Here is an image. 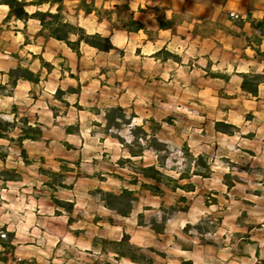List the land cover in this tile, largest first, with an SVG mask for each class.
<instances>
[{"label": "rangeland", "instance_id": "rangeland-1", "mask_svg": "<svg viewBox=\"0 0 264 264\" xmlns=\"http://www.w3.org/2000/svg\"><path fill=\"white\" fill-rule=\"evenodd\" d=\"M80 7L79 0H67L65 18L109 37L114 50L81 45L77 54L36 20L7 19L9 11L0 9V122L14 126L0 129L8 136L0 138V182L47 186L57 206L71 211L65 202L71 199L76 210H86L94 223L82 235L89 250L75 264H133L122 254L137 256L138 264L186 258L198 264L192 258H204L208 240L210 264H264V256L251 261L241 249L251 237H264V95L237 91L217 53L208 61L194 47L177 51L183 43L175 37L170 49H159L166 39L158 34L112 31ZM126 11L120 20L131 17ZM120 22L114 21L117 28ZM19 67L35 81L13 86L8 73ZM118 107L130 124L118 120L109 130L106 112ZM217 122L229 125L228 133L217 132ZM144 131L167 144L168 153L149 149ZM131 150L143 156L131 157ZM150 165L165 175L160 183L143 177L141 169ZM146 183L163 195L154 196ZM124 189L134 192L128 216L103 199ZM129 203L128 197L113 200L122 211ZM0 236L8 239L5 229Z\"/></svg>", "mask_w": 264, "mask_h": 264}, {"label": "crops", "instance_id": "crops-1", "mask_svg": "<svg viewBox=\"0 0 264 264\" xmlns=\"http://www.w3.org/2000/svg\"><path fill=\"white\" fill-rule=\"evenodd\" d=\"M121 4L128 5L126 12L144 24V29L139 33L128 34H140L144 31L158 34L159 38L166 39L159 49L166 46L167 50L171 47V38H178L183 44L173 49L183 52L194 47L196 51H205L208 61L214 60L217 53L221 56L220 61L225 62L223 73L228 77L226 80L235 82L237 91L245 93L241 88L244 75L264 77V60L254 49L260 48L264 52V38L258 45L254 41L259 38V33L250 24L239 33L230 19L222 15L225 12L242 19L248 16L263 19L264 0H229L224 5L212 6L193 0H95L97 8H114ZM28 8L34 7H26L27 12ZM0 9L9 11L8 6L1 4ZM173 18L176 23L172 30L160 29L162 20ZM263 95L262 84L255 99ZM208 180L209 178L204 179L205 182ZM188 193L192 194L194 191ZM51 195L53 194L47 186H37V183L26 187L9 186L8 183L0 182V232L5 229L8 234V239L0 236V264H75L87 257L88 243L86 239L83 241L82 235L87 233L85 225L93 226V221L88 222L84 208L75 209L79 204H75L74 200H65L73 205L69 206L72 207L70 211L65 206H57ZM73 212L79 214L71 221ZM223 224L226 225L227 221H223ZM209 241L202 245L204 258H192V261L210 264L208 253L214 252V248ZM244 245L241 248L245 255L243 258L257 261L264 256V237H251L250 242ZM188 260L191 258H186L185 261Z\"/></svg>", "mask_w": 264, "mask_h": 264}, {"label": "trees", "instance_id": "trees-1", "mask_svg": "<svg viewBox=\"0 0 264 264\" xmlns=\"http://www.w3.org/2000/svg\"><path fill=\"white\" fill-rule=\"evenodd\" d=\"M66 1L67 0H34L32 2H27L26 0H0V4L9 7V14L7 16V19H12L14 17L15 19L25 24H27L28 21L31 19L36 20L40 24L43 30H47L50 32V37L53 40L62 44H66L69 49H71L73 52L77 54H80L81 45L88 46L101 53H109L110 51L114 50L115 47L113 45L112 40L109 37H106L99 32L89 33L85 28H83L79 24L73 23L65 18L64 14H66ZM79 1L81 3L80 10H82L85 13V15L89 16L94 14L97 18L98 23L100 24H102L104 21H107L110 24L112 31L117 29V30L125 31L127 33H139L141 30L144 29V24L136 20L133 15L126 20L125 19L120 20L121 9L124 7L125 9L128 10V5L126 4L115 5L113 8L114 10L112 9L108 10L104 7L97 8L95 6V0H79ZM193 1H196L199 4L212 6L214 4L224 5L229 0H193ZM28 6H33L36 8V10L32 14H29L26 11V7ZM43 6H48L49 9L47 11L40 10V8ZM53 8H56L57 12H53L52 11ZM115 10L117 12H115ZM114 15L118 16V18H113ZM222 15H226L230 19L233 26L239 30V33H242L243 30L245 29V26L247 24H250V26L259 33V38H257L254 42L260 45L259 41L264 38V18L255 19L252 18L251 16H248L246 19H242L239 18V16H236L234 14H228L225 12H223ZM114 21H121L120 23L122 24V27L117 28L115 26ZM175 23H176V19L174 18L169 20H162L160 23V29L172 30L175 26ZM231 35H233V33ZM71 37H76V40L71 41ZM254 49L256 53L259 56H261V58L264 60V52H262L260 48H254ZM159 53L157 55L161 54ZM169 57L175 58L177 59V61H180L179 57L174 56L171 53H169ZM8 74L12 81L13 86H16L17 81L20 79L30 82L35 81V75L31 71L27 69H23L22 67L13 69L9 71ZM214 78H220V76L214 75ZM224 78H228V77L226 76ZM262 84H264V77L255 78L252 75H244L241 88L242 91L248 94L249 96L253 98H257L259 93V87ZM0 89H2L1 85H0ZM115 113L118 114L115 115ZM106 120L108 122L109 130H111L113 123L118 120L125 124L126 123L130 124L129 120H127V116L125 115L124 110L119 107L108 109L106 112ZM13 127L14 126L11 123L0 122V129L3 132L13 129ZM215 128L217 132L226 134L228 133L226 129L229 128V125L217 122L215 124ZM144 133H145V142L148 144L149 149H152L153 151L156 152H160L161 149H164V151L168 153L169 150L167 144L160 142L156 134L148 135L146 134L145 131ZM0 138L8 139V136L2 133L0 134ZM129 154L131 157L143 156V153L141 152L136 153L133 152L132 150L129 151ZM164 160L165 158L162 160L160 159L161 168L165 167ZM141 171L143 177L147 180H152L160 183L163 177H165V175L160 170H158V168L155 165H150L146 168L141 169ZM143 185L154 196L163 195V192L158 187L148 183ZM177 187L186 189L184 186H177ZM133 193L134 192L132 191L124 189L120 195L105 193L104 194L105 197L103 199L107 203V207L109 209L118 211L119 214L122 216H128L131 213L132 204L135 201L133 199L134 197ZM108 197L110 198V200L108 199ZM127 197L130 198V203L126 211L118 210V208L113 206V200L120 201L123 198H127ZM151 251L155 252L154 250ZM122 257H128L133 264H138L140 263L139 261H141L135 255L133 256V255L122 254ZM151 263H152V259H150V264ZM180 264H194V263L191 261H182Z\"/></svg>", "mask_w": 264, "mask_h": 264}, {"label": "built area", "instance_id": "built-area-1", "mask_svg": "<svg viewBox=\"0 0 264 264\" xmlns=\"http://www.w3.org/2000/svg\"><path fill=\"white\" fill-rule=\"evenodd\" d=\"M2 237H5L4 235Z\"/></svg>", "mask_w": 264, "mask_h": 264}]
</instances>
